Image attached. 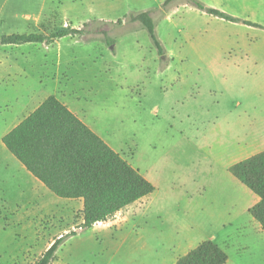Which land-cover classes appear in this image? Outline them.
<instances>
[{
  "label": "rangeland",
  "instance_id": "obj_1",
  "mask_svg": "<svg viewBox=\"0 0 264 264\" xmlns=\"http://www.w3.org/2000/svg\"><path fill=\"white\" fill-rule=\"evenodd\" d=\"M163 1L0 0V38L88 24L52 43L0 42V264H36L71 232L52 264H176L206 239L227 264H264V229L250 213L259 197L229 170L264 150V0L219 8L261 26L188 4L164 12ZM151 8L164 54L128 17ZM47 95L155 191L82 228V200L58 203L20 175L2 136Z\"/></svg>",
  "mask_w": 264,
  "mask_h": 264
},
{
  "label": "trees",
  "instance_id": "obj_2",
  "mask_svg": "<svg viewBox=\"0 0 264 264\" xmlns=\"http://www.w3.org/2000/svg\"><path fill=\"white\" fill-rule=\"evenodd\" d=\"M181 4L191 5L229 21L261 26L207 5L203 0H164L169 11ZM155 8L132 12L129 19L147 30L160 54L165 47L157 33ZM121 22V20L119 21ZM56 27L50 34L14 33L0 38L3 44L52 43L67 35L86 31ZM113 40H108L112 44ZM6 148L57 196L83 199L82 228L106 221L117 212L155 191V185L56 95H49L2 139ZM231 173L249 187L259 200L250 208L264 229V150L230 165ZM61 236L38 258L36 264H52L67 236ZM227 251L206 239L178 257L176 264H226Z\"/></svg>",
  "mask_w": 264,
  "mask_h": 264
},
{
  "label": "crops",
  "instance_id": "obj_3",
  "mask_svg": "<svg viewBox=\"0 0 264 264\" xmlns=\"http://www.w3.org/2000/svg\"><path fill=\"white\" fill-rule=\"evenodd\" d=\"M207 5L209 6H212V7H216V8H221V9H225V7L223 6V2L222 0H203ZM233 1H236V0H233ZM226 10V9H225ZM48 96V95H47ZM47 96L45 98H47ZM44 98V99H45ZM44 99H42L40 102H38V105H36L34 108L32 107H27L24 111L21 112V114L19 116H17V118H15L13 120V124L12 126L3 134V136L9 132L10 130H12L15 126H17L24 118H26L31 112H33L43 101ZM60 99V98H59ZM61 100V99H60ZM63 101V100H62ZM64 102V101H63ZM33 103V102H32ZM74 113H76L78 115V113L73 110L66 102H64ZM31 105V104H30ZM31 108V109H30ZM79 116V115H78ZM80 117V116H79ZM3 136H2V139H3ZM6 147V146H5ZM18 160V158H17ZM19 162L17 163H14L16 164L17 166V170L19 171V174L22 175L23 177H25L26 179H28V181H30L33 185L35 186H38V189H42V194H46V195H50V196H53L51 193H50V189H48L43 182H41L38 178H36L24 165L23 163L18 160ZM32 189V188H31ZM34 192H36V190L32 189ZM33 192V193H34ZM52 192V191H51ZM53 193V192H52ZM37 194V193H36ZM41 194V195H42ZM55 194V193H54ZM40 198V196H39ZM54 199L55 201H57L58 203H64V202H68V201H71V200H76V199H80L83 201L82 198H63V199H58L56 200L55 198H52ZM68 200V201H67ZM83 206H84V203H83ZM42 209H45V208H48V205L45 204V203H41V206H40ZM60 208V207H59ZM58 208V209H59ZM16 209H22V207L20 206H17ZM16 211V210H15ZM72 209L69 211L71 212ZM73 212V211H72ZM46 215V214H45ZM100 223V222H99ZM96 225V224H95ZM230 258V257H229ZM178 259V258H177ZM176 259V261H177ZM229 261V260H228ZM228 263V262H227ZM226 263V264H227Z\"/></svg>",
  "mask_w": 264,
  "mask_h": 264
}]
</instances>
